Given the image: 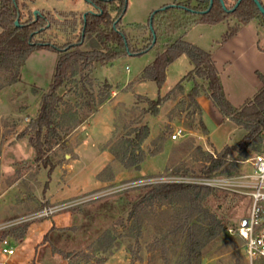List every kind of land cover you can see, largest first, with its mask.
Wrapping results in <instances>:
<instances>
[{
    "label": "rangeland",
    "instance_id": "1",
    "mask_svg": "<svg viewBox=\"0 0 264 264\" xmlns=\"http://www.w3.org/2000/svg\"><path fill=\"white\" fill-rule=\"evenodd\" d=\"M260 1L264 6V0ZM233 3L234 0H230L229 5ZM29 7L34 8V4L29 3ZM92 7L95 12L97 8ZM134 12L125 17L124 26L131 42L141 44L149 38L146 25L152 13L143 18ZM65 15L68 25H74V30L69 31L71 35L55 28L47 35L56 37L60 44L76 41L82 26L80 16ZM132 18L144 19L143 25L130 24ZM237 22L231 17L216 24L195 23L177 31L172 40L182 37L211 52L227 99L233 106L240 107L261 87L257 72L264 73V26L252 20L223 41L229 28ZM163 42L146 53L120 57L113 64L94 70V77L111 84V97L69 134L66 145L51 152L53 168L36 162L35 151L20 134L39 108V96L33 93V88L47 90L52 83L58 52L35 50L22 68L21 82L0 89V225L28 221L22 239L9 238L14 254L0 250V264H35L36 261L38 264H165L162 248H150L154 235L151 226L143 231L140 246H137L135 240L125 237L129 233V222L126 227L120 223L121 217L128 216V202L138 197L141 191L138 187L99 199L89 200L90 195L129 182L166 177L178 167L190 169L191 174L185 176H199L200 162L194 161L197 147L214 153L227 144L239 142L246 131L223 116L205 92L198 98L201 111L192 106L186 94L192 84L187 81L185 92L176 91L162 104L158 115L146 112V98L166 96L193 69L190 58L183 54L168 67L161 88L151 81L141 80V72L164 51ZM2 82L0 73V84ZM144 124L150 128L149 137L142 145L145 159L139 170L125 169L111 152H120L121 137ZM179 127L185 133L173 140L171 136ZM154 150L158 152L152 155ZM251 171L250 162L244 161L240 174ZM98 177L104 180L103 184ZM231 195L240 198L236 206L229 211L226 203L218 213L236 224L248 215L251 201L243 193ZM231 198L229 196V200ZM52 206L65 208L49 216L31 218ZM209 206L215 211L218 202L212 198ZM110 233L118 239L108 248L105 243ZM47 234L48 241L45 240ZM226 238L209 243L200 264H248L243 243L232 238L226 242ZM181 251L182 247L169 245L171 264H175L174 259ZM67 254L69 258H65Z\"/></svg>",
    "mask_w": 264,
    "mask_h": 264
},
{
    "label": "trees",
    "instance_id": "2",
    "mask_svg": "<svg viewBox=\"0 0 264 264\" xmlns=\"http://www.w3.org/2000/svg\"><path fill=\"white\" fill-rule=\"evenodd\" d=\"M89 2L97 10L95 13H87L85 18L83 14L80 15L82 26L77 40L60 44L56 42V37L47 35L52 28L71 35L69 31L74 30V25H68L65 14L40 12L35 20L34 9L29 7V3L33 4L34 0H0V73L3 74L0 89L21 82L22 68L35 50L51 49L58 52L52 83L47 90L33 88V93L39 96V108L20 134V138H26L35 151L36 162H41L46 168H53L55 163L51 162V152L58 146L66 145L69 134L110 99L111 84L93 76L97 67L111 65L120 57L146 53L164 41V51L141 72V80L151 81L161 88L168 67L183 54L188 55L193 69L166 96L146 98V112L158 115L162 104L176 91L185 92L186 81L192 84L186 94L196 109L201 111L198 98L203 92L207 93L221 114L245 129L246 133L236 144H227L214 153L197 147L194 161L200 162L199 176L240 175L242 163L263 151L264 73L257 72L262 86L255 96L242 106L235 107L224 93L212 53L182 37L176 40H172V37L177 31L192 24H216L228 21L231 17H235L238 22L229 28L223 41L236 35L252 20H258L264 26V15L254 0H242L234 10L237 0L231 5L230 0H224L227 9L221 0H213L212 6L210 0H175L172 5L163 6L151 14L146 25L149 38L141 44L131 42L122 24L128 0ZM17 20L19 25H16ZM149 134L148 124L135 126L121 137L120 152L117 150L111 153L125 169L139 170L145 159L142 145ZM157 152L154 150L151 154ZM169 174L185 176L191 173L188 168L178 167ZM138 189L141 190L138 197L128 202L127 218H120L123 227L129 222V233L125 237L135 240L137 246H140L143 231L151 226L154 235L150 248H162L165 264L173 261L168 255L169 245L182 247L174 259L175 264H200L204 249L217 238L227 236L226 242L232 238L235 242L240 240L243 243L238 235L228 233L234 223L218 213L226 203L227 209L231 211L240 200L239 196L184 183L151 184L139 186ZM229 196L233 198L229 200ZM212 198L218 202L215 211L209 206ZM27 226L28 221H24L1 230L0 243L9 238L22 239ZM117 239V236L110 233L105 244L110 248ZM45 240H49L48 234ZM65 258H69V254ZM38 263L36 261L35 264Z\"/></svg>",
    "mask_w": 264,
    "mask_h": 264
},
{
    "label": "built area",
    "instance_id": "3",
    "mask_svg": "<svg viewBox=\"0 0 264 264\" xmlns=\"http://www.w3.org/2000/svg\"><path fill=\"white\" fill-rule=\"evenodd\" d=\"M182 127L177 128L171 138L176 140L184 135ZM252 166V171L236 176H175L148 178L145 182H129L104 191H97L90 195L89 200L99 199L106 195L133 187L159 183H184L205 186L213 189L227 191L231 193H243L251 201L248 215L240 218L236 224L232 225L228 233L238 235L243 240L244 251L248 264H264V141L263 151L255 154L247 160ZM66 207H69L67 205ZM65 208V207H64ZM63 206H52L40 211L36 216L45 217L64 209ZM27 221V220H23ZM23 221H13L8 224L0 225V231ZM0 250L4 254L13 255L14 249L10 247L9 239H4L0 243Z\"/></svg>",
    "mask_w": 264,
    "mask_h": 264
},
{
    "label": "crops",
    "instance_id": "4",
    "mask_svg": "<svg viewBox=\"0 0 264 264\" xmlns=\"http://www.w3.org/2000/svg\"><path fill=\"white\" fill-rule=\"evenodd\" d=\"M174 1L175 0H128V8L124 17L122 18V24L124 25V23H126L124 19L129 13H131V11L135 10L134 13L135 14L137 13L136 15L146 18V16H149L153 10L157 8H161L166 5L173 4ZM33 4H34V8H33L34 10H39L40 12H44V13L50 12L56 15L74 14L80 16L84 12H87L91 9L93 10V7L90 4L89 0H34ZM138 18L129 19L130 24H135V25L142 24L144 19H138ZM256 21L259 23L258 20ZM70 140H72V138ZM98 180L101 182V184L104 183V180L99 178ZM45 199L46 201H50L47 198Z\"/></svg>",
    "mask_w": 264,
    "mask_h": 264
},
{
    "label": "water",
    "instance_id": "5",
    "mask_svg": "<svg viewBox=\"0 0 264 264\" xmlns=\"http://www.w3.org/2000/svg\"><path fill=\"white\" fill-rule=\"evenodd\" d=\"M241 1H242V0H237V2H236V4H235V7L233 8V10L239 5V3H240ZM221 2H222V5L224 6V8L227 9L226 6H225V2H224V0H221ZM254 2L256 3V5H257L258 9L260 10V12L264 15V6H263V4L261 3V1H260V0H254ZM212 5H213V0H210V6H212ZM94 7H95V6H94ZM95 8H96V7H95ZM209 10H210V8H209L208 10L204 11V13H205V12H208ZM87 13H95V12L92 11V10L86 12V13L84 14V18L86 17ZM40 14H41V13H40L39 10H34L35 20L38 18V16H39ZM16 25H19V21H18V20L16 21Z\"/></svg>",
    "mask_w": 264,
    "mask_h": 264
}]
</instances>
